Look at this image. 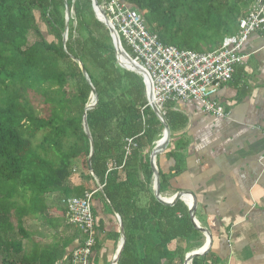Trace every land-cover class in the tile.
Instances as JSON below:
<instances>
[{
    "label": "trees",
    "instance_id": "16d2710c",
    "mask_svg": "<svg viewBox=\"0 0 264 264\" xmlns=\"http://www.w3.org/2000/svg\"><path fill=\"white\" fill-rule=\"evenodd\" d=\"M97 1L102 5L105 0ZM122 1L144 17L164 44L206 52L236 33L239 20L257 0ZM36 11L53 40L41 32ZM31 33L36 38L29 42ZM93 90L98 101L86 110ZM173 107L168 102L163 115L170 142L187 122ZM84 113L94 145L93 174ZM162 131L163 124L148 105L142 76L119 65L108 29L95 17L91 0H0V252L3 247L13 251L5 263L31 260L15 259L22 244L5 239L12 216L21 230L23 216L48 210L47 195L82 196L85 190H97L94 195L102 196L114 219L118 214L123 223L125 244L118 264H184L201 232L182 200L168 206L154 196L150 152ZM127 138L135 143L129 155ZM169 147L164 153L175 165L169 173L158 169L161 193L184 167L182 150ZM75 161L85 173L82 182L72 183ZM203 259L195 257L191 264H204Z\"/></svg>",
    "mask_w": 264,
    "mask_h": 264
},
{
    "label": "crops",
    "instance_id": "0c3cea01",
    "mask_svg": "<svg viewBox=\"0 0 264 264\" xmlns=\"http://www.w3.org/2000/svg\"><path fill=\"white\" fill-rule=\"evenodd\" d=\"M242 52L247 55L244 64L216 96L224 116L205 112L195 100L173 102V110L181 112L187 122L175 132L168 149L182 150L184 167L161 194L171 197L185 191L195 195V218L212 235L211 246L202 255L204 264H264V31L251 33ZM156 165L169 173L175 160L162 152ZM62 198L59 193L47 195L48 210L23 216L21 230L12 216L15 220L5 239L22 244V253L15 259L25 256L31 259L28 264H71L83 235L67 223ZM188 201L192 202L191 196ZM18 202L23 204L22 199ZM92 203L97 236L91 260L113 264L121 237L119 222L102 196L95 194ZM68 240L72 241L65 245ZM205 240L201 233L193 240L194 249ZM12 252L3 247L0 264H7L4 260Z\"/></svg>",
    "mask_w": 264,
    "mask_h": 264
},
{
    "label": "built area",
    "instance_id": "2783aa9c",
    "mask_svg": "<svg viewBox=\"0 0 264 264\" xmlns=\"http://www.w3.org/2000/svg\"><path fill=\"white\" fill-rule=\"evenodd\" d=\"M101 7L122 48L148 78V105L153 103L162 116L168 102L188 100L197 101L207 113L224 116L225 109L216 96L232 79L236 68L244 64L247 55L242 52V47L250 34L264 31V0H257L250 7L239 20L236 33L226 36L216 49L206 52L164 44L148 28L144 17L122 0H105ZM262 134L264 136V128ZM126 141L125 153L129 155L135 143L132 138ZM72 172H76V167ZM96 191L86 190L82 196L61 199L67 223L83 235V240L72 252L71 264H90L97 236L92 207ZM186 204L189 207L191 203L186 201ZM116 218H119L117 214Z\"/></svg>",
    "mask_w": 264,
    "mask_h": 264
},
{
    "label": "water",
    "instance_id": "95a60500",
    "mask_svg": "<svg viewBox=\"0 0 264 264\" xmlns=\"http://www.w3.org/2000/svg\"><path fill=\"white\" fill-rule=\"evenodd\" d=\"M91 2H92V8H93L95 17L97 18V20L102 22L106 26V28L108 29L109 35L111 37V40H112V43H113V46H114V49L116 52V57H117V60L119 62V65L125 69L134 71L137 74L141 75L143 80H144V83L146 85V90H148V93H149L150 86H149L148 78H147L144 70L139 65H137L128 56V54L124 51V49L122 48L118 35L116 34V32L111 27V25H110L108 19L106 18L105 14L102 10V7L98 3V1L97 0H91ZM68 21H69V12L66 13V22H68ZM66 30H67V28H66ZM66 41H67V31L65 32L64 39H63L64 43H66ZM122 59H124L125 62L127 64H129V66L127 64L123 63ZM79 66L81 68L83 75L87 79H89L88 74H87V72H86V70L83 67L81 62H79ZM91 97H93V98H91L89 103L86 105V108H85L86 110L91 109L98 101V96L94 90L91 93ZM150 107L154 111L157 118L163 124V131H162L161 137L155 142V145H154L152 151L150 152V164H151V168L153 170L154 196L159 202H161L164 205H168V206H172L177 200H182L186 204L185 196H191L192 202L188 207L190 219H191L193 225L195 226V228L198 229L201 233H203L204 236L206 237V240L204 243L205 246L203 248H200L199 250H191V251L186 253L184 264H191L192 260L195 257L202 256L208 252V250L211 246V242H212V235L208 232V230L206 228L200 226L198 224L196 218H195L197 202H196V197L192 192L178 191L173 196H171L169 198L163 196L160 192V178H159V173H158V169H157V165H156V157L167 149L169 142H170V138H171V131H170L168 124L165 122L162 114L158 110V108L153 103H151ZM82 121H83L84 131L86 132V134L90 138V146L91 147H90V155L88 158V163H89V167H90V173L93 174L92 169H91V156L94 152V145H93V141H92L91 135H90V130H89V127L87 124L86 113H84ZM118 222H119V226H120L121 237H120V241H119V247H118L117 254L115 255V257L113 259V264H118V259H119L120 253H121L123 246L125 244L124 227H123V223H122V220L120 217L118 218Z\"/></svg>",
    "mask_w": 264,
    "mask_h": 264
},
{
    "label": "rangeland",
    "instance_id": "374dc122",
    "mask_svg": "<svg viewBox=\"0 0 264 264\" xmlns=\"http://www.w3.org/2000/svg\"><path fill=\"white\" fill-rule=\"evenodd\" d=\"M256 1H254L252 4L249 5V7L246 9V12H248V10L250 9V7L255 3ZM36 17H37V24L41 30V32L43 33V35L48 39V40H53L54 37L52 35V33L49 31V28L47 27L46 23H44L42 21V18H41V14L39 11H36ZM36 38V35L31 33L30 34V38H29V42H32L34 39ZM92 68V67H91ZM93 69V68H92ZM39 109L43 111V105L38 101V100H33L32 101ZM74 165L76 167V172L73 173L72 175V179H73V182L74 183H77L79 182L80 180L83 179V176H84V170L82 169L81 165L79 162L75 161L74 162Z\"/></svg>",
    "mask_w": 264,
    "mask_h": 264
},
{
    "label": "bare ground",
    "instance_id": "6f19581e",
    "mask_svg": "<svg viewBox=\"0 0 264 264\" xmlns=\"http://www.w3.org/2000/svg\"><path fill=\"white\" fill-rule=\"evenodd\" d=\"M122 61H123V63H125V64H127L126 62H125V60L124 59H122ZM128 66H129V64H127ZM93 98V97H92ZM169 198V197H168ZM185 200L187 201V202H189L188 201V196H185ZM190 203V202H189ZM205 246V244H203L201 247H199V248H197V249H194V250H199L200 248H203Z\"/></svg>",
    "mask_w": 264,
    "mask_h": 264
}]
</instances>
